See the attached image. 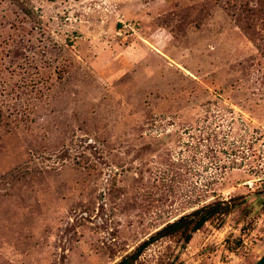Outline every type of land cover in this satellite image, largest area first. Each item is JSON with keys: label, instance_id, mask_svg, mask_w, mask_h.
Here are the masks:
<instances>
[{"label": "rangeland", "instance_id": "obj_1", "mask_svg": "<svg viewBox=\"0 0 264 264\" xmlns=\"http://www.w3.org/2000/svg\"><path fill=\"white\" fill-rule=\"evenodd\" d=\"M254 33L264 0H0V264H119L229 200L190 242L172 234L133 264H257Z\"/></svg>", "mask_w": 264, "mask_h": 264}, {"label": "trees", "instance_id": "obj_2", "mask_svg": "<svg viewBox=\"0 0 264 264\" xmlns=\"http://www.w3.org/2000/svg\"><path fill=\"white\" fill-rule=\"evenodd\" d=\"M244 12L255 13V11L253 10L246 11V9H244ZM247 17L250 18L252 16L247 15ZM247 24L249 26H246L244 30H246L247 33L250 32V30L252 32V24L249 22ZM258 36L259 35L256 34V36H251V38L255 41L258 40L260 42L259 48L264 53V37L259 36V38ZM236 206L237 204L234 203L233 200H229L213 203L198 210H195L193 213L181 217L180 219L166 225L165 227L157 231L155 234L151 235L147 240L143 241L137 247L136 251L131 256L124 258L119 264H133V262L137 260V258L140 257L141 254L148 247H150L156 241L166 238L172 234L181 233L185 239V242H190L193 237V234L201 230L209 221L216 217L229 215Z\"/></svg>", "mask_w": 264, "mask_h": 264}, {"label": "water", "instance_id": "obj_3", "mask_svg": "<svg viewBox=\"0 0 264 264\" xmlns=\"http://www.w3.org/2000/svg\"><path fill=\"white\" fill-rule=\"evenodd\" d=\"M257 264H264V256L259 260Z\"/></svg>", "mask_w": 264, "mask_h": 264}]
</instances>
